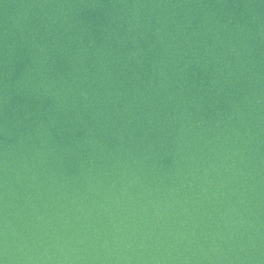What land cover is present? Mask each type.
Segmentation results:
<instances>
[{
	"label": "water",
	"instance_id": "water-1",
	"mask_svg": "<svg viewBox=\"0 0 264 264\" xmlns=\"http://www.w3.org/2000/svg\"><path fill=\"white\" fill-rule=\"evenodd\" d=\"M0 264H264V0H0Z\"/></svg>",
	"mask_w": 264,
	"mask_h": 264
}]
</instances>
